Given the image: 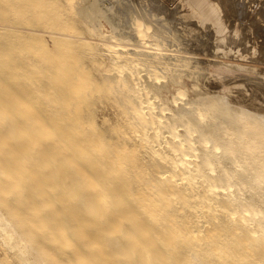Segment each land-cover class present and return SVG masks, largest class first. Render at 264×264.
<instances>
[{"label": "rangeland", "instance_id": "374dc122", "mask_svg": "<svg viewBox=\"0 0 264 264\" xmlns=\"http://www.w3.org/2000/svg\"><path fill=\"white\" fill-rule=\"evenodd\" d=\"M97 1L100 7L113 12L116 21L125 25L123 30H133L136 26L133 31L138 33L136 38L139 40L135 38V41L144 40L140 51L164 57V62L173 57L178 68L171 70L167 66L161 73L154 68L149 72L144 66L132 67L130 50L134 49L131 46L136 42L130 41L131 45L124 47L121 41H114L117 37L107 20H96L93 9L86 15L80 13L79 8L85 5L83 0H0V89L6 87L5 93L11 94L8 96H17V112L10 117L12 120L0 118V127H12L11 136L17 143L10 160L13 159L17 168V172L13 171L16 184L5 181L3 172H8V167H5L4 160V165H0V209L34 246L64 247L67 251L70 245H81V231L84 230L91 242H96L94 246L101 247L96 234L99 226L92 221V211L89 217H82L84 212L80 209L84 202L92 203L91 195L83 191L85 171L88 169L93 183L101 185L100 197L106 201H111L114 189L123 184L126 177L110 176L103 180L98 169L103 151L95 150V156L88 154V150L81 146L85 140L97 138L111 150H121L119 158L124 162L123 171L143 169L138 171L140 176L137 179L141 186L160 171L156 166H160L164 175L171 173L167 161L173 153L166 149L171 141L167 131H163L166 140H162L163 136L161 138L162 143L167 141V144H160L156 149L150 144L149 135L148 140L147 137L138 140L129 128L134 119L126 105L138 112L140 96L136 95L137 85L141 98V87L145 85L143 88L154 92V104L166 106L164 117L179 115L183 108L195 102L207 106L213 103L212 109L217 104L216 107L201 116L204 120L207 117L227 119L229 128L238 135L249 132L248 127L258 135L264 131V123L258 122L259 116L264 118V0H202L209 4L201 12L195 10L201 0ZM210 4L214 5L215 13L209 10ZM135 16L139 19L133 20ZM218 24H222L219 30ZM108 36L118 49L113 45L109 48ZM121 46L126 51L120 49ZM127 58L131 63H127ZM179 63L184 66L180 67ZM200 71L205 74L201 75ZM124 73L126 76L129 73L128 78ZM113 74L119 76L118 82L115 80L117 83L110 78ZM130 74L137 79H134L136 83L133 82L134 89L132 79L135 77ZM200 98L206 101L198 103ZM222 98L225 103L217 102ZM4 108L10 110L14 107L0 100V110ZM187 117L185 119L199 127L197 118ZM74 122L79 123L77 126L84 137L82 141L72 133ZM178 127L176 134L184 137L186 129ZM257 134L255 139H258ZM258 141L264 143L261 139ZM188 142L185 145L188 146ZM193 148L196 150L193 149L195 152L191 158L195 157L191 160L197 163L203 148L197 144ZM155 152L159 154H152ZM261 152H264V146ZM4 157L0 155L1 159ZM211 166L197 169L202 176L213 177L222 174L224 169H235L232 165L216 162ZM237 171L241 172L240 169ZM77 173L83 174L81 179L76 178ZM205 180H199L196 187V182L192 186L201 190ZM183 181L179 178L171 185L175 187L177 182ZM242 184V187L238 186L241 196L234 189L232 196H222L224 192L214 184L217 188L214 190L212 186L209 191L214 199L249 200L255 186L248 180ZM256 202L255 209H258L260 199ZM261 215L264 218V212ZM249 216L247 214L248 220L234 221L247 223ZM263 220L259 217L258 222L264 224ZM252 223L259 225L255 220ZM251 224L248 222L249 229L254 226ZM255 242L251 239V244H245L250 248L243 255L247 261L258 258L262 252L264 254V247H258ZM163 248L175 264H193L172 243L165 241Z\"/></svg>", "mask_w": 264, "mask_h": 264}, {"label": "bare ground", "instance_id": "6f19581e", "mask_svg": "<svg viewBox=\"0 0 264 264\" xmlns=\"http://www.w3.org/2000/svg\"><path fill=\"white\" fill-rule=\"evenodd\" d=\"M83 1L85 5L79 8L80 13L86 15L93 9L96 20L101 18L107 20L116 34L117 38L114 41H121L124 47L130 46V41L136 42V36L138 35V33L135 34L134 32L136 26L133 29L134 31L129 29L128 31L126 29L123 30L125 25L121 24L118 20L116 21V17L114 16L115 19L113 18V12L109 9L100 7L97 0ZM91 5L93 7H91ZM137 18L138 16L132 17L133 20H137ZM95 29L96 31L99 30L98 27ZM104 39L106 38L104 37L103 40ZM107 40L110 48L114 42L112 43L110 41L109 36ZM143 41H137L136 45L131 46L134 49L130 50L129 60L132 61L134 66H129H144L147 70L154 68V70L156 69L161 73L167 66L168 69L170 68L171 70L178 68L176 67L177 64L174 63V59H172L173 57L164 62V57L140 51L139 48H143L141 46L144 44ZM155 42H158V40H155ZM106 45L108 46V44ZM113 46H116L115 49H118L117 45ZM122 46L120 49L124 50ZM106 49L108 50V48ZM124 51H126V49ZM262 56L264 57V54ZM126 61L127 63L129 62L128 58ZM120 64H122V62ZM182 66H184V64L181 63L180 67ZM124 67L125 66H123V68ZM118 69H120V67ZM121 73L118 75L120 76ZM129 73H131V71H129ZM200 73L202 75L204 72L200 71ZM130 75L132 76V74ZM112 76H110V78H113L114 82L119 78L117 74H113ZM128 76L126 77L128 78ZM131 76L130 79L135 77L134 75ZM141 76L140 78L138 77L140 82L142 80ZM148 77H146V79ZM134 79H136V77L132 79L133 81L131 80L132 86ZM116 81L118 82V80ZM156 81H158V79ZM160 85L162 86V84ZM121 86L122 85H120V88ZM143 87H141L143 89V98H141L142 95L139 93V86L137 85L136 87L138 88L136 95L139 94L138 96L141 98H139V109L141 108V112H139V109L137 112L132 106L126 105V110L129 111L132 120L134 119L133 123L129 125V128L138 140L145 139L149 135V138L152 140L150 144L155 146V148L158 147V145L160 147V144L166 145L167 141L166 143L165 141L162 143V140H166L163 135H170V145L168 144L169 146L167 145L168 147L166 146V149L171 150L173 153V156L167 161V164L171 167V173L164 175L160 166H156V170L160 169V171H157V174L143 182L141 186V184L137 182V179L140 176L138 171L142 172L143 169L130 168L127 171H123L122 167L124 162L119 158L121 150L113 151L111 147L105 146L102 141L97 138H91L88 141L85 140V144L81 143V146H84L88 150V154L95 156V150L98 149V151H103V155L98 160V169L102 174L103 180L111 178L110 176L126 177V181L123 184L117 185L114 189L111 201H106L104 197H100L102 196L99 190L101 185L97 182L93 183V178L88 174V169L85 171L84 181L86 184L83 191L91 195L92 203L84 202L80 209L84 212L82 217H89L92 211V221L99 226L98 233L96 232V234L101 241V247L94 246L96 242L92 243L89 235H87L84 230L81 231V238L83 240L81 245L75 247L70 245L67 251L64 247L31 245L17 226L7 217L2 209H0V264H175L169 253L163 248V246H165V241L172 243L175 249L182 251L181 255L185 257L188 262L193 264H263V252L260 253L262 255L259 254L258 258L256 256L254 260L253 258L252 260L248 258L249 261H247L243 255H246L250 249L249 246L247 245V248L245 244H251V239L256 240L255 244L258 247H264V224L258 222L259 217L264 219L262 215L260 216V214L264 212V152H261L264 143H257L258 139L264 141V131L260 132V135H258L253 132L255 130L247 126L250 131L248 130L249 132L238 135L236 134L237 131L229 128L227 119L213 120L207 117L204 120L202 115L206 112L213 111L216 107L217 104L214 105L212 109L211 105L213 103L209 106L202 105L203 103L197 105L196 102L190 106H186L187 104H185L186 107L182 109L179 115L171 114L169 117H164V107L166 106L162 104L155 105L153 101L154 92L150 93ZM120 88L118 89L120 90ZM134 88L135 86H133V89ZM161 88L164 89L165 87ZM5 89L6 87L0 89V100L6 105H11L14 108L10 110L7 108L1 109L0 118L9 120L10 117L17 112L15 110L17 96L15 95L11 98V96H8L11 94H6ZM4 93L8 97L5 96ZM124 93L126 92L124 91ZM178 94L176 93V95ZM203 99L206 101L205 98ZM174 100L173 98V102ZM201 100L200 98L197 102L200 103ZM224 101L225 99L222 98L217 102L225 103ZM216 110L217 109L214 111ZM187 116L197 118V120H199L197 122L199 127L197 128L196 124L185 119ZM241 116L239 117L242 118ZM245 121L246 120H244V122ZM258 122L261 124L264 123V118L259 116ZM77 124L79 123L74 122L73 125H71L72 133L79 136L82 141L84 137L81 136V129ZM178 126L186 129L187 133L185 136L183 135L184 137L176 134V127ZM179 127L178 129H180ZM164 130L169 134L167 132L164 134ZM11 134H13L12 127H0V155L6 156L3 159L0 158V165H4L5 161V167H8V172L3 173L5 175V181L11 182L10 185L17 183V177L13 173L14 170L17 172V168L14 166L13 159L10 161L12 158L11 152L15 150L17 143L13 140ZM255 134H257L256 138L258 139H255ZM162 136L163 139L161 140ZM146 140H148V137ZM184 141H189V145H185ZM194 144L203 148L202 153L199 155L200 160L197 163H192L193 161L191 160L195 157L193 155L194 157L191 158L193 152H195L194 150H196L193 148ZM160 149H162V146ZM158 152L152 154H159ZM158 157L160 158V156ZM165 157L167 158V156ZM215 162L232 165L235 169H224L222 174L215 177L202 176L200 173L201 171L199 172L197 169L199 166L209 168V166L213 165ZM238 169H240L241 172L236 173L235 171ZM154 172L156 171L154 170ZM166 173L165 171V174ZM82 175L83 174L77 173L76 178L81 179ZM179 178L181 181L185 179L186 181H183L185 183L179 182L180 184H178L177 182L175 187L174 185L172 186L171 183L175 182L176 179L179 180ZM202 179L206 180L201 185L202 189L198 190L200 187L197 185L198 188L196 189V184ZM247 180L250 181L251 185L255 186V191H252L249 200L243 199L242 201H238L233 197H228V199L226 197L214 199L215 196L209 191L212 186L215 190L217 187L214 185H216L220 192H224L222 196H232V191L234 190H238V195H240L241 189L239 190L238 186L243 185L242 182L245 181L246 183ZM193 183H195V187H193L194 185L192 186ZM192 198H194V200ZM257 199H260L261 205H257L259 208L255 209ZM247 214L248 216L250 215L248 221L250 224L251 221L255 220L259 225L255 226V224L252 223L254 228L252 227L249 229L248 222L240 223L242 224L240 225L234 221H243L246 219ZM159 234L161 235L157 236ZM235 237L237 238L236 240L234 239ZM95 238L96 237H94V239ZM254 249L255 247L252 250ZM251 251H249V253H251ZM221 253L222 255L220 256ZM252 256H255V254Z\"/></svg>", "mask_w": 264, "mask_h": 264}, {"label": "crops", "instance_id": "0c3cea01", "mask_svg": "<svg viewBox=\"0 0 264 264\" xmlns=\"http://www.w3.org/2000/svg\"><path fill=\"white\" fill-rule=\"evenodd\" d=\"M207 4H209V2L208 1H200L199 3H197V6H196V8H195V10H197V11H199V12H201L203 9H204V6L205 5H207ZM208 8H209V10L211 11V12H213V13H215V11H213L214 9V5L213 4H210L209 6H208ZM217 28H218V30L220 29V28H222V24H218L217 25Z\"/></svg>", "mask_w": 264, "mask_h": 264}]
</instances>
